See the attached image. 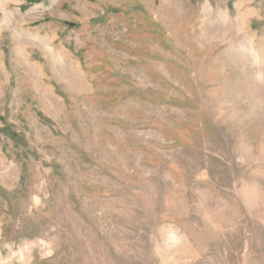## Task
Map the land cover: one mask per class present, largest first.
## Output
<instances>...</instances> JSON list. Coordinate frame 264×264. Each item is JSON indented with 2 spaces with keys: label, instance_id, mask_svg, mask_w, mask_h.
<instances>
[{
  "label": "rangeland",
  "instance_id": "374dc122",
  "mask_svg": "<svg viewBox=\"0 0 264 264\" xmlns=\"http://www.w3.org/2000/svg\"><path fill=\"white\" fill-rule=\"evenodd\" d=\"M0 264H264V0H0Z\"/></svg>",
  "mask_w": 264,
  "mask_h": 264
}]
</instances>
